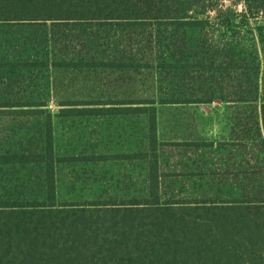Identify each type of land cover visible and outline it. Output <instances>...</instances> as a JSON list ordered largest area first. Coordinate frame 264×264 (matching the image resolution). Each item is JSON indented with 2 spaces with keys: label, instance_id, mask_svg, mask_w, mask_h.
Masks as SVG:
<instances>
[{
  "label": "rangeland",
  "instance_id": "rangeland-1",
  "mask_svg": "<svg viewBox=\"0 0 264 264\" xmlns=\"http://www.w3.org/2000/svg\"><path fill=\"white\" fill-rule=\"evenodd\" d=\"M218 2L243 13L234 0ZM210 26L201 32L165 26L0 24V103L43 102L52 114L57 205L144 195L147 164L140 154L148 142V115L128 110L150 107L158 111L162 202L264 198V134L258 128L264 104V20L229 27L224 36L221 31L213 36L215 22ZM183 37L200 38V53L193 47L195 57H189ZM225 43L238 50L232 61L230 48L220 46ZM186 54L189 59L182 57ZM178 61L187 64L162 68L165 62L179 66ZM255 85L257 91L250 88ZM195 100H212L198 106L202 113L218 110L211 126H201L194 104L184 103ZM90 109L127 111L75 112ZM202 139L208 143L197 146ZM38 174L29 167L3 168L0 193L9 180L22 191L17 197H35L41 188Z\"/></svg>",
  "mask_w": 264,
  "mask_h": 264
},
{
  "label": "trees",
  "instance_id": "trees-1",
  "mask_svg": "<svg viewBox=\"0 0 264 264\" xmlns=\"http://www.w3.org/2000/svg\"><path fill=\"white\" fill-rule=\"evenodd\" d=\"M218 1L0 0V24L50 22L152 29L165 26L203 32L215 22V28H211L214 36L248 20H264V0H234L233 5L242 7L241 15ZM183 45L189 57H195L191 50L194 47L199 51L200 38L183 37ZM220 46L230 48L231 61L238 55L231 44ZM187 54L181 56L189 59ZM178 62L179 66L165 62L162 68L178 70L187 64ZM210 63L202 71L210 69L214 60ZM129 65L113 63L117 68ZM250 88L257 91L256 85ZM211 101L184 102L194 104L192 112L203 127L217 120V109L202 113L198 108ZM45 107L43 102L0 103V172L3 168L38 169L41 187L35 197L27 198L17 197L22 191L12 187L9 180L2 186L5 192L0 193V264H264V198L229 203L161 201L163 176L159 174L157 158L155 107L128 110L148 115V142L145 153L140 154L147 164L144 195L119 202L57 205L53 120ZM102 111L127 110H75L88 114ZM258 119V128L264 134V104H260ZM201 142L197 146L208 143L205 139Z\"/></svg>",
  "mask_w": 264,
  "mask_h": 264
}]
</instances>
